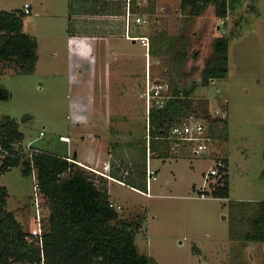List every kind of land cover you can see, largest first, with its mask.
<instances>
[{
  "label": "rangeland",
  "instance_id": "1",
  "mask_svg": "<svg viewBox=\"0 0 264 264\" xmlns=\"http://www.w3.org/2000/svg\"><path fill=\"white\" fill-rule=\"evenodd\" d=\"M204 1L206 8L192 16L184 0H126L132 14L128 34L145 36L146 44L120 35L94 39L80 59L67 49L68 1L57 0L50 10L36 2L22 17V31L36 44V62L30 73L0 64V85L10 93L0 102V119L8 116L19 124L24 153L30 143L61 153L66 146L61 138L67 136L70 148H81L82 160L94 158L88 142H105L110 173H118L122 185L100 169L78 166L108 192L118 212L113 224L137 228L136 250L151 264H263L264 245L251 242L262 234L252 233L257 229L251 219L253 208L264 202V0L228 1L233 13L225 19L215 16L213 0ZM25 2L33 5L0 0V13L22 11ZM228 32L237 35L229 41L228 74L202 87L211 43ZM148 79L168 81V93H189L186 114L210 125L214 143L212 155L193 156L185 149L160 158L164 147H158L150 154L155 178L149 179V195L144 180ZM158 105L152 102L150 110ZM217 157L227 162L228 198H200L207 188L203 174ZM35 184L20 167L0 173L6 211L33 236L47 227L50 214Z\"/></svg>",
  "mask_w": 264,
  "mask_h": 264
},
{
  "label": "trees",
  "instance_id": "2",
  "mask_svg": "<svg viewBox=\"0 0 264 264\" xmlns=\"http://www.w3.org/2000/svg\"><path fill=\"white\" fill-rule=\"evenodd\" d=\"M184 1H187L192 16L199 15L209 4L204 0ZM228 1L237 2L213 0L218 19L227 18L228 11L233 13V5L229 6ZM181 5L185 7L184 3ZM23 16L20 11L0 13V64L6 63L8 68H17L20 73H30L36 62V44L22 31ZM235 37L233 32H228L214 38L213 51L206 58L201 73L202 87L227 76L229 41ZM188 96L189 93L185 95L171 89L170 98L150 110L149 134L153 139L149 148L155 153L163 146L164 150L158 155L160 158H167L169 153L165 144L161 142L160 145L154 138L165 136L179 118L188 115V100L193 99ZM9 98L10 93L0 85V102H7ZM18 125L8 116L0 119V173L20 167L25 177L33 175L50 214L47 227L40 235L26 233L16 217L6 211L7 192L0 186V264H151L147 256L136 250L134 235L137 228L126 222L113 224L118 220V212L110 203L106 189L98 188L90 175L70 161H76L73 156H61L40 148L32 153L29 150L21 152L24 135ZM110 176L117 180L121 178L116 172ZM144 180L146 191V165ZM228 185L226 174L212 197L228 198ZM257 204L251 219L257 230L252 233L262 234V237L254 235L252 240L264 237V202Z\"/></svg>",
  "mask_w": 264,
  "mask_h": 264
},
{
  "label": "crops",
  "instance_id": "3",
  "mask_svg": "<svg viewBox=\"0 0 264 264\" xmlns=\"http://www.w3.org/2000/svg\"><path fill=\"white\" fill-rule=\"evenodd\" d=\"M67 1H68L67 5L69 6L68 21L71 25V29H69L67 33L69 39L67 41V45H68L67 49L68 52L72 54V56L75 55V58L80 59L81 57H83L82 55H84V53L89 52L88 49L90 48L89 46H91L90 42H92L94 39H102V40L106 38L113 39L114 37L119 35L120 37L124 36L125 39H127V36H130L128 33H130L131 30L130 16L132 14L130 12L131 11L130 5L126 4L125 2L126 0H67ZM32 2L33 5L27 2L24 3V5L25 4L29 5L28 13L24 12V5L22 11L20 12H22L24 15H30L32 13L33 8L37 4L36 2H39V6H44L45 9L50 10L56 7L57 0H32ZM128 13H129V17L126 18V14L128 15ZM134 38H139L135 40L143 41L146 44L147 38L145 36L134 37ZM135 43L132 42V44ZM145 47H146L145 48L146 52H148V48H147L148 46L146 45ZM39 136L42 138L45 136V134H43V136L39 134ZM88 143L90 146L89 149L94 151V158L91 157L92 155L90 154L88 156H84L82 160L78 159V155L80 154L81 148H79L77 145H74V147L70 148L68 146L69 143H63L66 145L63 148L65 151L61 150L62 152L60 151L61 153H58L56 152L57 151L56 150L55 152L61 156L69 157V155L67 154L73 151V157L76 158V162L81 167H84L89 170L100 169L101 171H103L104 175L108 177L107 178L108 180L122 185V181L117 180L110 176L112 175V173H110L111 168H109L111 166H108L107 164L109 156L108 154L106 156L103 153V151L105 150L107 151L106 145L104 144L105 142L103 143V141L98 140L94 143L92 142H88ZM29 146H32V143H30L28 147ZM37 147H40V149L42 148L48 151H53L52 149H48L47 146L45 145L37 146ZM251 242L264 245V237L261 240H255ZM256 252H260V251H256ZM256 252L254 253V257L259 256V253ZM262 253H264V251H262ZM262 257H264V255Z\"/></svg>",
  "mask_w": 264,
  "mask_h": 264
},
{
  "label": "built area",
  "instance_id": "4",
  "mask_svg": "<svg viewBox=\"0 0 264 264\" xmlns=\"http://www.w3.org/2000/svg\"><path fill=\"white\" fill-rule=\"evenodd\" d=\"M24 12H29V5H24ZM129 17L126 14V18ZM136 22L139 23L140 19L137 18ZM127 39L133 40V39H139L127 36ZM213 82V81H212ZM145 100H146V111L147 116L149 115L150 111V104L154 102L155 104H163L164 100L170 98V94L167 91V87L164 81L159 80H152L148 79V82L146 81L145 86ZM215 115H218L219 112L216 110L214 111ZM146 193L149 192V179L155 178L154 177V171L151 170L149 160H150V154H152L149 145L150 141L153 139L151 138L149 132H150V124L146 123ZM210 125L205 123L203 119L200 117H197L193 114H188L185 117H181L177 120L176 123H174L171 128L169 129L168 133L163 137H155V140H158L160 142H163L167 148V152L171 155H175L176 153L180 151H188L193 156H198L199 154L205 155L210 152L212 155V146H213V136L210 133ZM41 136H43V133H40ZM62 142L69 143L70 139L69 137L65 136L61 138ZM186 149V150H185ZM28 150L30 153L39 151L37 148H34L33 146H29ZM29 157L31 154L28 155ZM215 163L210 166V168L203 174L204 182L207 185V188L201 189L199 192L200 198H205L208 195H211L212 192L215 190L216 187H219L222 185L223 177L227 174V165L226 160L222 157L214 158ZM70 160V159H69ZM77 165H79L76 161L70 160ZM90 171H94L91 170ZM36 191H39L37 184H35ZM149 195V194H148Z\"/></svg>",
  "mask_w": 264,
  "mask_h": 264
},
{
  "label": "flooded vegetation",
  "instance_id": "5",
  "mask_svg": "<svg viewBox=\"0 0 264 264\" xmlns=\"http://www.w3.org/2000/svg\"><path fill=\"white\" fill-rule=\"evenodd\" d=\"M218 28H220V26H217V29H218ZM164 82H165L166 87H167V90H168V88H169V84H168V83H169V82H168V81H164ZM169 94H170V92H169Z\"/></svg>",
  "mask_w": 264,
  "mask_h": 264
},
{
  "label": "water",
  "instance_id": "6",
  "mask_svg": "<svg viewBox=\"0 0 264 264\" xmlns=\"http://www.w3.org/2000/svg\"><path fill=\"white\" fill-rule=\"evenodd\" d=\"M132 41H135V39H133Z\"/></svg>",
  "mask_w": 264,
  "mask_h": 264
}]
</instances>
